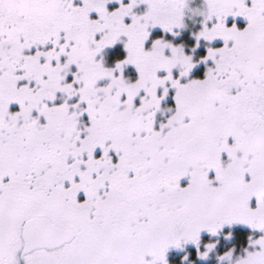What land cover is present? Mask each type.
<instances>
[{"label":"snow or ice","instance_id":"snow-or-ice-1","mask_svg":"<svg viewBox=\"0 0 264 264\" xmlns=\"http://www.w3.org/2000/svg\"><path fill=\"white\" fill-rule=\"evenodd\" d=\"M0 264H264V0H0Z\"/></svg>","mask_w":264,"mask_h":264}]
</instances>
